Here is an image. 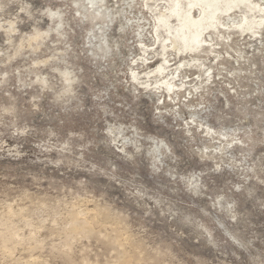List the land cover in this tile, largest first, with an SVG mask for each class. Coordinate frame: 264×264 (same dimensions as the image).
I'll list each match as a JSON object with an SVG mask.
<instances>
[{
  "label": "rangeland",
  "instance_id": "1",
  "mask_svg": "<svg viewBox=\"0 0 264 264\" xmlns=\"http://www.w3.org/2000/svg\"><path fill=\"white\" fill-rule=\"evenodd\" d=\"M50 8L63 12V42L52 34L38 51L14 55L2 29L14 23L13 38L51 30ZM75 8L73 0H0V211L32 202L58 212L71 204L89 214L105 209L140 244L136 264H264V42L240 36L232 52L240 65L214 70L217 84L203 97L182 91L170 101L166 91L132 83L137 37L113 21L107 35L116 53L90 51L91 26ZM63 63L77 75L70 94L55 70ZM36 73L47 84L36 83ZM110 219L102 233L111 232ZM54 241L47 227L38 229L36 244L14 246L12 259L0 253V264H80L83 256L112 263L114 251L100 238L63 251Z\"/></svg>",
  "mask_w": 264,
  "mask_h": 264
},
{
  "label": "bare ground",
  "instance_id": "2",
  "mask_svg": "<svg viewBox=\"0 0 264 264\" xmlns=\"http://www.w3.org/2000/svg\"><path fill=\"white\" fill-rule=\"evenodd\" d=\"M73 1L78 7L75 10H77L79 18L87 21L91 26L90 36H87L88 44L86 43L90 51H100L101 55L114 51L108 40L107 30L113 21H118L120 31L124 32L128 29V32L137 37V43H139V58L134 61V66L130 67L128 74L132 83L156 95H163L166 91L164 95L168 96L170 101L180 97L179 94L182 91H184L182 96L185 97V94L188 93L191 100L203 97L205 93L212 90L213 85L217 84L214 70L220 74L222 72L220 71L221 65L224 66L230 60L232 63L236 61L240 65L239 59L235 58L232 53H238L235 45L240 36L244 35L243 39L247 36L253 37L254 41L259 40L260 44L264 42V0H115L117 4L115 7L108 5L109 0ZM136 7L139 15L133 13ZM46 11V15L55 23L51 30L34 31L35 33L30 36L19 35L20 37L13 38L17 30L14 23L9 22L8 26L6 25L7 28H1L6 34L8 44L14 43L15 45L14 55L20 54L26 46L38 51L46 37L52 34L59 36V40L63 42L61 38L64 39L66 32L62 24L63 12L51 8ZM122 21H125L126 26L121 23ZM59 51V54L65 52L62 49ZM94 55L97 53L94 52ZM150 61L153 62L150 64ZM40 62L34 61V64L39 65ZM140 64H142V68H140ZM55 70L63 80V91L70 94L74 90L77 79L75 71L66 65L62 68L57 67ZM189 71H192L191 75L196 74L197 76L191 78ZM40 75L36 73V83L47 84L49 80ZM191 100H187L183 105L189 110L191 117H196L198 112L191 107L193 106ZM180 101L179 99L177 103H174V105L178 104V109H180ZM193 121L194 123L199 122L198 119ZM197 125L196 122L195 126ZM206 130L209 135L212 129L209 126L206 129L202 128L203 132ZM212 137L221 142L224 141L221 134H215ZM231 141L226 139L227 143ZM55 206L44 202H32V207L26 205L14 207L13 204H6L0 211L1 256L12 259L14 251H16L14 246L35 243L38 229L42 230L47 227L48 232L55 237V240H58L57 243L55 241L51 243L53 250L60 251L59 248L62 251L63 249L69 250L73 243L95 237L100 238V241L102 239L114 251L110 264H136L140 259L139 253H142L138 250L141 248L140 244L133 240L135 237L132 238L126 229L123 230L124 227H122L123 229L120 227L119 219L114 222L110 219L112 217H109L110 214L107 210L97 209L89 214L87 208L71 204L66 206L64 211L58 212ZM42 210L47 211L45 217L36 215ZM108 218L110 223L112 221L111 232L102 233L99 227L105 223V220H109ZM46 221L49 222L48 226H45ZM24 227L28 228V234L24 235L20 231L24 230ZM64 253L65 258L72 262L73 258L66 252ZM143 255L141 256L143 257ZM80 261V264H98L91 262L85 256Z\"/></svg>",
  "mask_w": 264,
  "mask_h": 264
}]
</instances>
